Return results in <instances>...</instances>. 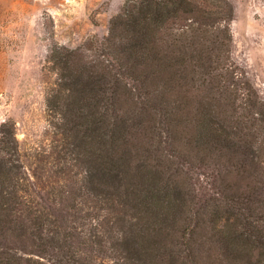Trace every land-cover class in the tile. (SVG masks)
Wrapping results in <instances>:
<instances>
[{
  "label": "rangeland",
  "instance_id": "1",
  "mask_svg": "<svg viewBox=\"0 0 264 264\" xmlns=\"http://www.w3.org/2000/svg\"><path fill=\"white\" fill-rule=\"evenodd\" d=\"M139 1L0 0V125L14 126V141L5 135V145L0 144V189L29 196L26 207L45 217L48 245L92 210L114 236L135 243L130 246L143 242L146 229L150 236L161 234L163 248L154 254L166 259L170 252L176 264L181 261L176 242L189 228L196 264H225L227 232L238 235L249 224L264 233V0H217L210 7L196 0L191 20L220 25L226 34L224 64L230 68L222 79L211 80L188 66L184 73L162 68L173 49L159 42V62L140 64L121 79L118 64H126L128 50L120 40L126 32L112 23L120 17L125 22ZM185 44L199 50L208 43L195 33ZM96 72L120 81L114 114L126 125L122 138L115 136L107 167L123 176L111 181L118 188H110V195L95 185L96 148L103 142L96 143L92 130L88 83ZM156 102L171 106L164 119L167 135H158L160 116L150 107ZM207 123L218 136L197 148ZM141 165L155 175V184L139 180L136 185L130 175ZM13 174L23 180L11 181ZM213 202L221 209L211 224L206 210ZM233 207L251 213L245 218V211ZM62 220L58 237L55 226ZM38 239L34 223L0 221V260L7 255L50 260L56 251L39 246ZM127 247L122 244V250ZM154 254L148 258L154 260Z\"/></svg>",
  "mask_w": 264,
  "mask_h": 264
},
{
  "label": "trees",
  "instance_id": "2",
  "mask_svg": "<svg viewBox=\"0 0 264 264\" xmlns=\"http://www.w3.org/2000/svg\"><path fill=\"white\" fill-rule=\"evenodd\" d=\"M203 1V4L210 7L213 4L215 5V1L217 0H212L211 2L209 0ZM195 3L196 0L194 2L192 0H143L133 3L125 14V22H122L120 17L112 23V27L117 25L116 31L119 30L118 27L121 25V33L126 32V36L120 42L124 41L128 50L126 54L128 60L126 64H118V67L122 68V71L118 72L117 75L121 79H126V76H131V72L138 65H153L154 61L159 62L160 59L156 56L158 48L160 45H166L165 48L169 50L173 49V51H169L171 61L165 66L161 65L162 68L176 67L178 72L184 73L188 72L186 70L188 66L191 67L190 71L193 73L200 71L201 74L209 77L211 80L215 78H218L217 80L222 79V74H226L230 68L224 64L227 60L226 53L228 52L224 28L220 25L213 27L214 24L209 26L198 19L191 20L192 14H196V10L198 9ZM210 16L211 14L207 13L205 19ZM213 19L214 23L218 21L216 13L213 14ZM188 20L189 23L187 22ZM195 33L199 34L202 42L208 43L207 47L205 46L206 48L199 50L193 48L190 50L189 46L185 44L186 39L194 36ZM158 42L160 45H158ZM162 52L167 55L166 49ZM188 52L192 56L187 58ZM192 60H196L197 62L194 63ZM192 67L197 68L192 70ZM108 72H106V75L111 78ZM212 73L216 75H212ZM95 74H98L95 80L88 83L89 91L93 93L90 99L93 111L89 113H91V124L96 143L103 142L99 145V148H96L95 161L98 164L96 171L99 177H97L98 181L95 185L98 188L106 189V193L110 195V188L114 190L118 188V185H113L111 181L119 182L123 176L113 173L112 169L110 170L107 167L109 166V162L113 160L114 150L112 147L116 141L115 136L120 135L117 138H122L121 136L125 134L122 128L126 127V125L121 126V123L124 124V121L122 119L117 120V115L114 114V106L117 103L116 88L117 83H120V81L116 76H113V80H108L103 79L100 73L96 72ZM150 107L155 109L160 116V126L157 127V130H159L158 135L160 136L162 133L166 134L164 119L167 117L168 108L171 106L165 102H156ZM214 127L211 123L204 124L196 141L198 145L199 143L202 145L197 148H202V146L207 147L209 144L211 145L212 140H216L218 129ZM13 129L14 126L9 121H5L0 125V144L5 145V135H11L14 141ZM162 142L164 141H159V143ZM164 143H167L169 147L171 145L167 137ZM147 167L143 165L141 167L138 166L130 175L135 178L136 185H139V180H141V185L142 182L146 183V181H149V185L155 184L157 178ZM154 173L157 174L156 171ZM147 175H151L152 177H147ZM14 180L18 182L23 180V178L13 174L11 181ZM15 182L14 184H16ZM126 193H131V191H126ZM103 199H106V197L103 196ZM28 203L29 196H20L11 190L0 189V211L3 213L0 221H3L8 226H26L27 224L34 223L39 236L38 245L45 246L51 251L54 252L55 250L56 252L52 253L50 260H45L44 257L40 256L42 261L24 260L16 258V256L7 255L1 258V264H153V261L155 262L154 264H158V262H163L162 264H176L175 257L173 254V257H171L170 252L166 259L160 254H154L155 251H159V248H163L162 242L159 243L161 234L150 236L147 234V229L143 232L139 230L138 236L142 232L141 234L144 233L143 235L146 238H143L142 243L130 246V244L134 245L135 243L125 241L124 237L114 236L112 232L113 228L105 229L103 225L99 224L100 216L97 213H93L92 210L83 215L79 226L75 222L72 232L62 233L60 228L62 227L63 220L58 222V225L55 226L58 229L55 234L59 237L61 232L63 235L59 238L58 242L51 240L50 245H48V241H46L48 236L43 234L45 217H41L43 215L41 211L37 210L33 212L31 208L26 207ZM234 205H237V203L235 202ZM241 208L238 207L233 210L245 211L241 215L246 218L249 212L251 213V210L248 207ZM219 209H221L220 205L214 202L207 207V222L214 224V217H220ZM227 211L230 213L232 208H229ZM59 217L62 218L60 215ZM249 217L251 218V214ZM114 221H117L116 218H114ZM87 225H89V229L86 227ZM115 225L117 223H114ZM241 229L242 231L238 235L235 233L231 235L227 232L224 236L227 249L224 254L225 264H264V233L249 224H244L241 226ZM177 231V228H175V232ZM186 231H189V228H183L180 240L176 242L179 245V260H181L177 264H196L190 246V233ZM124 243L127 244L128 249L122 250V244ZM210 243H213V239ZM151 253L154 254V260L148 258ZM137 256L139 258H136ZM43 261H46V263H43Z\"/></svg>",
  "mask_w": 264,
  "mask_h": 264
}]
</instances>
